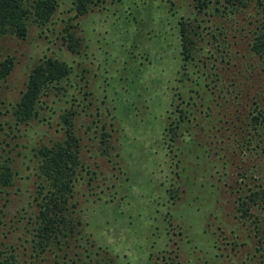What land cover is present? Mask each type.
Here are the masks:
<instances>
[{"label":"trees","instance_id":"obj_1","mask_svg":"<svg viewBox=\"0 0 264 264\" xmlns=\"http://www.w3.org/2000/svg\"><path fill=\"white\" fill-rule=\"evenodd\" d=\"M107 1L0 0V264H116L117 258L109 249L98 246L86 232L87 224L78 215V203L74 202L76 186L84 182L83 173L88 168L81 157L83 151H87L83 138L94 131L95 138L98 135L106 147L103 148L104 155L109 154V149H115L111 141L114 121L110 124L112 127L108 128L106 124L101 127V113L87 112L94 106V93L87 91V71H80L78 63V59L85 57L87 49L81 23ZM192 1L196 12L192 14L194 18L190 16L185 20L179 16L174 36L179 47L180 63L175 68V80L179 85L172 90L174 98L160 139H163L162 151L172 157L177 168H181L183 161L191 164V169L184 166L182 171L186 170V178L196 185V170L204 165L207 171L216 167L210 145L193 135L195 127H200L201 116L204 122L214 123V112L222 109L223 123L231 125L235 133L232 137L237 138L238 129L249 142H253L256 135H264L261 111L264 101V0ZM169 2L175 6L172 0ZM66 4L69 9L65 14L69 16L64 18L61 10ZM208 11L231 27L214 28L207 25V20L200 21L199 16ZM247 11L251 20L237 28L240 23L238 20L235 23V19ZM32 26L37 27L41 37L50 43L59 40L60 53L48 55L45 52L36 64L26 66L17 98L4 97L2 90L11 88L18 62L16 56L4 51L3 44L9 39L27 40ZM247 31L249 38L252 36L250 51L255 57L251 56L252 60L236 49L240 41L247 39H239ZM66 53L72 56L71 62L65 59ZM225 77L230 83L226 88L223 86ZM86 118L92 119L88 125ZM54 125L57 135L48 141L45 137L36 141L34 136L38 134L29 131L36 127L47 132L46 128ZM117 131L123 144L126 134L122 136V129ZM26 138L29 144H23ZM122 157L124 152L117 151L112 161ZM115 161V168L121 172L124 166ZM120 174L122 178L123 173ZM207 174L202 170L198 176L205 180ZM121 178L116 176V183L109 186L107 196L115 191ZM252 181L255 179L247 177L242 182L247 185L248 192L237 198V212L246 220L253 218L251 210L264 209V177H261L263 183L256 188ZM29 183L33 185L32 192L26 188ZM199 186L214 196V208L207 214L218 218L219 186L212 183L208 187L206 181ZM16 187L18 189L13 193ZM167 193L166 198L180 197L178 189L167 188ZM12 196H17L22 205H14ZM254 223L255 258L259 257L260 264H264V225L262 227L258 219ZM174 227L170 223V228ZM212 227L211 222L207 229L213 233V236L210 233L209 247L219 251V239L216 230H210ZM162 259L166 264H180L167 261L166 256L159 257L156 252L149 255L146 264H159Z\"/></svg>","mask_w":264,"mask_h":264},{"label":"rangeland","instance_id":"obj_2","mask_svg":"<svg viewBox=\"0 0 264 264\" xmlns=\"http://www.w3.org/2000/svg\"><path fill=\"white\" fill-rule=\"evenodd\" d=\"M172 1L175 6L169 0H108L81 23L87 49L85 57L78 59V63L80 71H87V91L94 93V106L87 112L101 113V127L103 124L112 127L110 124L114 121L115 133L108 130L113 134L111 141L115 149H109V154L104 155L103 148L106 147L98 135L95 138L94 131L83 138L87 151L84 150L81 157L88 168L83 173L84 182L76 186L74 202L78 203V215L83 217L87 224L85 230L96 244L109 249L117 258L116 264H146L154 252L159 257L166 256L167 261L180 264H260L261 259L255 258L254 220L261 221L263 227L264 209H253V218L242 219L237 212V198L248 192L247 185L242 183L247 177L255 179L253 188L263 183L264 135L258 137L254 130L256 137L249 142L238 129L237 138L232 137L231 125L223 123L222 109L214 112V123L204 122L201 116L200 127H195L193 135L210 145L216 167L207 171L204 165L196 170V185L186 178V170L182 171L184 166L191 169V164L182 160L181 168H177L172 157L162 151L163 139L160 138L174 98L172 90L179 85L175 80V68L180 63L179 47L174 36L179 16L186 20L196 13L192 0ZM68 6L64 5L61 10L64 18L69 16L65 14ZM248 12L235 19V23L236 20L240 23L237 28L251 20ZM203 19L214 28L231 27L224 19L213 16L211 11L199 16L200 21ZM243 37L247 39L240 41L236 49L252 60L251 56L255 58L250 51L252 36L249 38L247 31L239 39ZM60 45L57 39L50 43L41 37L35 26L30 28L27 40H7L3 44L4 51L16 56L18 64L11 78V88H4L2 95L16 99L26 66L36 64L45 52L48 55L60 53ZM65 59L73 60L68 53ZM227 80L225 77V88L230 84ZM261 111L264 114V101ZM86 119L87 125L91 123L92 119ZM46 129L47 132L34 127L29 131L38 134L34 136L36 141L43 137L48 141L57 135L56 125ZM120 129L122 136L126 134L123 144L117 131ZM24 143L29 144V139L23 140ZM117 151L124 152L123 159L114 160L124 166L122 178L112 161ZM202 170L208 173L205 180L198 176ZM116 176L121 178L120 184L117 182L115 191L107 196L109 186L116 183ZM205 181L208 187L212 183L219 186L218 218L207 214L214 208V196L199 186ZM162 183L166 184L161 188ZM26 188L32 192V183ZM167 188L180 190V197L166 198ZM99 197L102 198L99 200ZM16 198L12 196L14 205L20 204ZM211 222L210 230H216L219 239V251L209 247L213 233L207 229ZM170 223L175 227L170 228ZM159 264L166 262L162 259Z\"/></svg>","mask_w":264,"mask_h":264}]
</instances>
